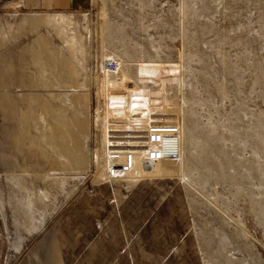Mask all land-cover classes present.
<instances>
[{
	"label": "rangeland",
	"instance_id": "obj_1",
	"mask_svg": "<svg viewBox=\"0 0 264 264\" xmlns=\"http://www.w3.org/2000/svg\"><path fill=\"white\" fill-rule=\"evenodd\" d=\"M129 81L178 109V157L107 179V93ZM0 92L7 264L51 234L65 264H264V0L0 15Z\"/></svg>",
	"mask_w": 264,
	"mask_h": 264
},
{
	"label": "built area",
	"instance_id": "obj_2",
	"mask_svg": "<svg viewBox=\"0 0 264 264\" xmlns=\"http://www.w3.org/2000/svg\"><path fill=\"white\" fill-rule=\"evenodd\" d=\"M103 69L108 76H115L119 72L118 62L105 60ZM136 86L135 82L121 83L117 91L112 90L115 93H107L119 101L105 123L103 151L108 162L107 179L131 173L137 163L145 167L178 157V109L174 104L145 103Z\"/></svg>",
	"mask_w": 264,
	"mask_h": 264
},
{
	"label": "crops",
	"instance_id": "obj_3",
	"mask_svg": "<svg viewBox=\"0 0 264 264\" xmlns=\"http://www.w3.org/2000/svg\"><path fill=\"white\" fill-rule=\"evenodd\" d=\"M88 6H89V0H0V15L19 16V15L37 14V15H62L68 17L83 13V11H85L88 8ZM32 22H35V20ZM9 113H10V109L8 105V114ZM9 124L11 126L15 125L13 123V120H11V118L8 116V125ZM78 143H79V147L81 148V152H83V158L81 159L83 163L86 149H85V145H83L84 143L82 138ZM72 151L74 152L73 148ZM48 152L49 153L46 154L49 158L62 159L58 155H55L54 152H52L50 149H48ZM21 154L24 155L22 152H20V155H17V157H20ZM41 159L43 161V156L39 155L37 157V163L39 164V166L42 167ZM82 163L81 164L79 163L78 166L76 167H80ZM69 165L70 164H68V166ZM51 166L54 167L53 165ZM55 167H60V165ZM61 170L64 171V169ZM62 254H63L62 249L57 244L55 236L51 234L50 236H43L42 238L37 239L36 242H34V244L28 247V249L21 257V260L16 264H65ZM3 255H4V247H3L2 239L0 237V264H7V262L2 259ZM8 264L11 263L8 261Z\"/></svg>",
	"mask_w": 264,
	"mask_h": 264
}]
</instances>
